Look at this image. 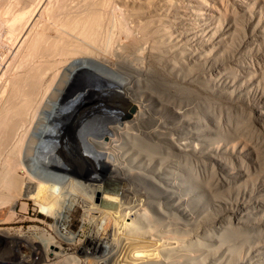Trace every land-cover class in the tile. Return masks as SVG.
<instances>
[{
  "label": "bare ground",
  "instance_id": "6f19581e",
  "mask_svg": "<svg viewBox=\"0 0 264 264\" xmlns=\"http://www.w3.org/2000/svg\"><path fill=\"white\" fill-rule=\"evenodd\" d=\"M1 48L5 249L264 264V0H0Z\"/></svg>",
  "mask_w": 264,
  "mask_h": 264
},
{
  "label": "rangeland",
  "instance_id": "374dc122",
  "mask_svg": "<svg viewBox=\"0 0 264 264\" xmlns=\"http://www.w3.org/2000/svg\"><path fill=\"white\" fill-rule=\"evenodd\" d=\"M6 25L7 24H5L4 26L6 27ZM4 36L6 37V33L4 35H2L1 37L3 39H5ZM0 56H6L5 58H7V50H5V49L0 50ZM6 61L9 62L10 58H7ZM129 113H130V109H129ZM26 202L27 203H25L23 201L24 204L22 205V207H20V204H19L18 210L20 209L21 212L18 215L20 217H26L27 216L28 218L29 217L30 218L31 217H36V218H39V219L44 218V216L41 213H38L36 211L35 206L31 202H29V201H26ZM3 213H4V209H0V219H2V218L4 219ZM79 216H80V210L79 209H75L73 215L70 218V219H72V230H76L78 228ZM3 219L0 220V228H4L6 230H10V232L16 231V232H19V233H25L26 234V233H28V231H27L28 230V226L32 225L30 223V221H27V220L21 222L20 224H15V223H12V221L11 222L10 221L4 222ZM48 221H51V219L49 218ZM12 234H14V233H12ZM5 241H6V238L0 236V251H5V253H7L8 255H11V257L10 258H5L6 260L5 259H1V261H3V262H12V261L19 260L18 258H14L15 257V252H12V251H10L11 253L9 252L10 248L9 249H5L6 247L7 248L9 247V246L4 247V245H5L4 242ZM7 241L10 242L11 240L9 239ZM31 243H32V239H30V241L28 240V245L29 244L31 245ZM19 246L22 247V248L23 247L25 248V245L23 243L20 244ZM12 248H16V247H12ZM12 256H13V258H12ZM52 259H53L52 256H49V258L47 259V260H49L47 262V264H50V263L51 264H55V263L57 264L58 263L57 259H55V258L53 260ZM67 264H71V262H69Z\"/></svg>",
  "mask_w": 264,
  "mask_h": 264
},
{
  "label": "built area",
  "instance_id": "2783aa9c",
  "mask_svg": "<svg viewBox=\"0 0 264 264\" xmlns=\"http://www.w3.org/2000/svg\"><path fill=\"white\" fill-rule=\"evenodd\" d=\"M10 250L15 251V253H18L24 256L18 258L19 260L12 261V262H3L0 260V264H46V262L43 259L41 258L36 259L35 256L30 255V252H33L35 255L38 250L22 248L20 246H18L17 248H12Z\"/></svg>",
  "mask_w": 264,
  "mask_h": 264
},
{
  "label": "water",
  "instance_id": "95a60500",
  "mask_svg": "<svg viewBox=\"0 0 264 264\" xmlns=\"http://www.w3.org/2000/svg\"><path fill=\"white\" fill-rule=\"evenodd\" d=\"M134 107H132V108H130V113L132 114V113H134Z\"/></svg>",
  "mask_w": 264,
  "mask_h": 264
}]
</instances>
